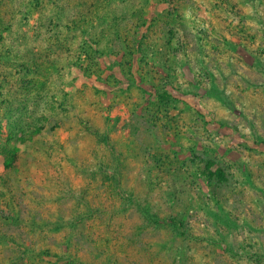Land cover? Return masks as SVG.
Here are the masks:
<instances>
[{
	"label": "rangeland",
	"instance_id": "obj_1",
	"mask_svg": "<svg viewBox=\"0 0 264 264\" xmlns=\"http://www.w3.org/2000/svg\"><path fill=\"white\" fill-rule=\"evenodd\" d=\"M94 4L0 0V264H264V0Z\"/></svg>",
	"mask_w": 264,
	"mask_h": 264
},
{
	"label": "trees",
	"instance_id": "obj_2",
	"mask_svg": "<svg viewBox=\"0 0 264 264\" xmlns=\"http://www.w3.org/2000/svg\"><path fill=\"white\" fill-rule=\"evenodd\" d=\"M69 1H72V2H77V0H69ZM94 2H96V4H94V6L95 5H97L99 2H101L102 0H93ZM104 1V0H103ZM110 1V0H109ZM229 1H231V0H229ZM107 2V6L110 4V2H108V1H106ZM85 5V4H84ZM256 15H259V14H262V11L260 10V7L259 8H256ZM132 31V32H131ZM131 33H133V28L132 27H130V29H129V32H128V36H132V34ZM134 34V33H133ZM135 38V36L133 37V39ZM225 41H227V39L225 40ZM243 51H245L244 49H243ZM245 56L248 58V57H250L249 55H246L245 54ZM254 64V63H253ZM252 64V65H253ZM198 65H200L201 67H205L203 64H202V62H200L199 60H198ZM184 66H186L187 68L189 67V65H184ZM254 66V65H253ZM164 70V69H163ZM165 71V70H164ZM165 73H167L166 71H165ZM206 73L210 76V78H212L213 76H214V72L211 70V69H209V70H207L206 71ZM211 82L212 83H214V82H216V80L215 79H212L211 80ZM213 88H215V93H216V95H218L219 96V99H226V98H229V96H224V93H225V91L224 90H218L217 88H216V86H214ZM160 95L161 96H163V97H169L170 96V94L168 93V92H162V93H160ZM197 113V112H196ZM195 114V113H194ZM194 114H192V115H194ZM172 119L174 120L175 119V117H172ZM196 123H199V121H197V120H194ZM194 121L193 122H190V123H188L189 124V127H192V128H194ZM180 143V142H179ZM195 161V159H193L192 160V162H194ZM214 175V173L212 172V171H210V173H209V180H211L212 179V176ZM229 175L230 174H227V172H225V171H222L221 172V176H220V178L221 179H223V180H225V181H228L229 179H230V177H229ZM216 186H218V185H216ZM214 192H215V190H214ZM177 220V218H175L174 216H171L170 218H169V220H168V222H175ZM186 234V232L185 231H182V233H180V235H183V234ZM51 254V251H47V256L48 255H50ZM52 255V254H51ZM70 263V262H69Z\"/></svg>",
	"mask_w": 264,
	"mask_h": 264
}]
</instances>
